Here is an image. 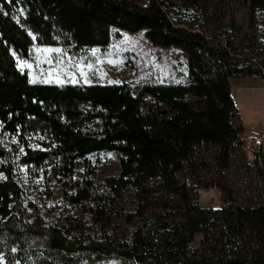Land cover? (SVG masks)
Segmentation results:
<instances>
[{
    "label": "trees",
    "instance_id": "1",
    "mask_svg": "<svg viewBox=\"0 0 264 264\" xmlns=\"http://www.w3.org/2000/svg\"><path fill=\"white\" fill-rule=\"evenodd\" d=\"M249 10L264 36V0H249ZM194 15L205 20L192 0H0V264H264V153L253 151L251 166L243 154L252 186L242 201L239 185L224 178L244 143L232 124L229 80L263 78L264 60L242 56L249 48L246 37L234 39L233 22L206 35L190 22ZM140 29L150 43L187 53L188 83L32 80L14 56L32 59L37 44L88 60L120 31ZM203 143L220 148L215 180L199 175L195 150ZM103 151L118 153L120 164L104 188L91 162ZM21 168L40 176L45 191L61 182L67 201L85 206L93 222L46 209L19 180ZM153 184L182 203L175 218L153 211L112 237L104 219L123 193L132 189L144 213ZM209 187L224 193L219 207L200 206L198 190ZM119 214L131 222V213Z\"/></svg>",
    "mask_w": 264,
    "mask_h": 264
},
{
    "label": "rangeland",
    "instance_id": "2",
    "mask_svg": "<svg viewBox=\"0 0 264 264\" xmlns=\"http://www.w3.org/2000/svg\"><path fill=\"white\" fill-rule=\"evenodd\" d=\"M142 2L144 0H133ZM187 0H173L177 5L183 4ZM194 4L202 6L205 20L194 15L190 22L197 24L195 29L202 31L206 35H211L215 31L217 24H228L233 22L238 28L240 35L235 36L239 40L246 37L248 50H243L242 56L264 60V36L261 31L255 28V24L250 23L249 0H192ZM201 23V24H200ZM187 27H191L185 24ZM259 26H264V20L258 22ZM32 59H25L14 54L17 66L20 70L26 71L31 79L42 78L46 81L56 83H120L123 80L144 81L148 83L165 84H186L188 79V55L178 47H164L150 43L145 36V29L136 32L120 31L118 36L113 37L108 47L91 52L92 59L71 61L66 56L56 51L58 47L53 45L34 44ZM51 50V51H46ZM59 50V49H58ZM82 70V72H81ZM195 101V98L190 97ZM95 125H90V129H95ZM220 148L211 143H203L196 147L195 154L199 163V175L203 180H215L218 176L217 157ZM243 154L246 152L242 148V154L237 152V161L230 165L225 171L224 178L229 185H239L238 199L243 200L245 193L251 188L252 161L246 157V162L250 165L247 169L242 168L244 161ZM119 155L115 152H99L92 156L94 172L92 179L95 184L104 188V178L106 176H117L120 172ZM19 180L29 190L31 196H37L40 204L45 208L57 209L62 218L66 215L77 218L85 224L86 221L93 222L89 218L90 211L82 205L73 206L64 197V193L69 191L61 182L51 180L47 184L40 176L32 177L24 168L18 173ZM182 182L181 173H177ZM49 193V194H47ZM224 193L216 187H209L198 190L199 204L202 207L215 208L222 204ZM146 211L139 212V201L132 189L123 193L116 204V214H111L104 220V228L111 232L112 237L120 238L124 229L132 224H140L142 219L150 212L169 213L171 218L179 211L182 203L177 196L162 190L158 185L153 184L145 196ZM141 207V205H140ZM122 212L131 213L132 220L128 222L119 214ZM178 219V217H177ZM199 241L197 235L193 245Z\"/></svg>",
    "mask_w": 264,
    "mask_h": 264
},
{
    "label": "crops",
    "instance_id": "3",
    "mask_svg": "<svg viewBox=\"0 0 264 264\" xmlns=\"http://www.w3.org/2000/svg\"><path fill=\"white\" fill-rule=\"evenodd\" d=\"M230 94L237 108L232 124L241 128L240 137L244 142L259 145L264 152V79L254 76H236L229 80ZM256 129V131H253ZM252 161L253 151L246 154Z\"/></svg>",
    "mask_w": 264,
    "mask_h": 264
},
{
    "label": "built area",
    "instance_id": "4",
    "mask_svg": "<svg viewBox=\"0 0 264 264\" xmlns=\"http://www.w3.org/2000/svg\"><path fill=\"white\" fill-rule=\"evenodd\" d=\"M261 70L263 71L264 69L261 68ZM263 79H264V77H263ZM253 131H256V129H254ZM258 131H259V133H260L261 136L264 134V128L258 129ZM242 148L246 152V154L249 153V152H251V151H256V153L263 152L261 150V148L259 147V145L254 146L252 143H249V142H244L243 145H242Z\"/></svg>",
    "mask_w": 264,
    "mask_h": 264
},
{
    "label": "snow or ice",
    "instance_id": "5",
    "mask_svg": "<svg viewBox=\"0 0 264 264\" xmlns=\"http://www.w3.org/2000/svg\"><path fill=\"white\" fill-rule=\"evenodd\" d=\"M46 51H51V50H46ZM56 51H59L58 49L56 50ZM81 72H82V70H81ZM23 151V149H21V152Z\"/></svg>",
    "mask_w": 264,
    "mask_h": 264
}]
</instances>
